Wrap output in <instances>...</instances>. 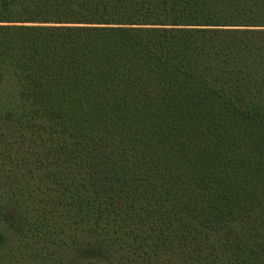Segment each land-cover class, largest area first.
Here are the masks:
<instances>
[{
  "label": "trees",
  "instance_id": "trees-1",
  "mask_svg": "<svg viewBox=\"0 0 264 264\" xmlns=\"http://www.w3.org/2000/svg\"><path fill=\"white\" fill-rule=\"evenodd\" d=\"M0 264H264V0H0Z\"/></svg>",
  "mask_w": 264,
  "mask_h": 264
}]
</instances>
